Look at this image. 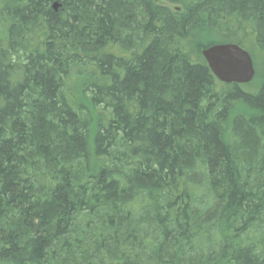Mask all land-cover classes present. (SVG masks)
Listing matches in <instances>:
<instances>
[{
  "label": "trees",
  "instance_id": "trees-1",
  "mask_svg": "<svg viewBox=\"0 0 264 264\" xmlns=\"http://www.w3.org/2000/svg\"><path fill=\"white\" fill-rule=\"evenodd\" d=\"M0 264H264V0H0Z\"/></svg>",
  "mask_w": 264,
  "mask_h": 264
},
{
  "label": "water",
  "instance_id": "water-1",
  "mask_svg": "<svg viewBox=\"0 0 264 264\" xmlns=\"http://www.w3.org/2000/svg\"><path fill=\"white\" fill-rule=\"evenodd\" d=\"M58 4L54 5L57 10ZM202 57L213 76L222 84L248 85L256 76L249 52L235 44L216 45L204 49Z\"/></svg>",
  "mask_w": 264,
  "mask_h": 264
},
{
  "label": "rangeland",
  "instance_id": "rangeland-1",
  "mask_svg": "<svg viewBox=\"0 0 264 264\" xmlns=\"http://www.w3.org/2000/svg\"><path fill=\"white\" fill-rule=\"evenodd\" d=\"M257 80H258V79H257ZM257 80H256V83H254L255 85H258ZM253 82H254V81H253ZM261 82H262V80H261Z\"/></svg>",
  "mask_w": 264,
  "mask_h": 264
}]
</instances>
